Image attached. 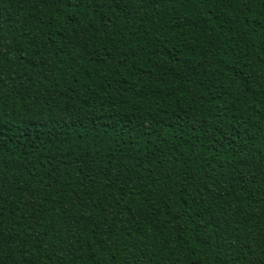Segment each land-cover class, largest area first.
<instances>
[{
  "label": "trees",
  "instance_id": "1",
  "mask_svg": "<svg viewBox=\"0 0 264 264\" xmlns=\"http://www.w3.org/2000/svg\"><path fill=\"white\" fill-rule=\"evenodd\" d=\"M0 264H264V0H0Z\"/></svg>",
  "mask_w": 264,
  "mask_h": 264
}]
</instances>
